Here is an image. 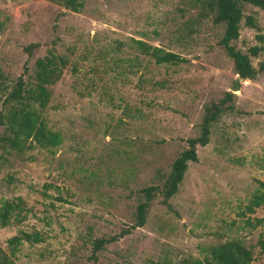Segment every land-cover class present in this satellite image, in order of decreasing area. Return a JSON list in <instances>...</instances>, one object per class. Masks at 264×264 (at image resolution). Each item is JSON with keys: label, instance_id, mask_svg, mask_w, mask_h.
<instances>
[{"label": "rangeland", "instance_id": "obj_1", "mask_svg": "<svg viewBox=\"0 0 264 264\" xmlns=\"http://www.w3.org/2000/svg\"><path fill=\"white\" fill-rule=\"evenodd\" d=\"M209 1L86 0L74 12L47 0H0V65L10 79L27 67L33 80L50 50L68 59L45 111L63 143L14 154L0 168V199L22 196L30 210L0 226V246L22 231L41 236L24 241L16 264H176L228 238L253 246L251 264H264V207L246 208L264 182V72L239 78ZM245 13L258 27L244 21L235 43L248 51L262 44L264 10L247 5ZM138 40L187 61L158 64ZM32 43L40 46L30 54ZM261 61L264 51L253 57ZM227 91L240 111L226 110L210 142L198 145L173 208L157 198L146 225L125 231L136 190L169 168ZM113 236L93 252L96 239Z\"/></svg>", "mask_w": 264, "mask_h": 264}, {"label": "trees", "instance_id": "obj_2", "mask_svg": "<svg viewBox=\"0 0 264 264\" xmlns=\"http://www.w3.org/2000/svg\"><path fill=\"white\" fill-rule=\"evenodd\" d=\"M59 4L74 12H82L86 0H47ZM214 23L224 27L223 36L219 43L224 47L227 55L232 59L236 74L240 79H256L264 72V61L259 66L253 64V57L264 51V34L257 38L262 42L243 51L235 43L241 34L245 21L253 27H258L251 15H246L247 5H253L264 10V0H210ZM143 52L155 58L158 64H180L187 58L180 53L166 50L161 46H154L138 40ZM39 43H32L25 47L32 54ZM68 64V59L57 54L54 50L36 60L32 79H26L29 68L14 79H10L0 65V168L10 161L14 154L22 155L37 147L56 148L64 141L59 130L53 129L45 116L46 108L52 98V86L57 83ZM230 91L219 103L213 102L206 108L201 124V132L196 137L187 139L188 146L173 160L169 168L159 170L147 185L139 187L135 196V205L130 217V227L125 231L137 229L146 225L153 202L160 198L161 203L172 209V199L178 193L181 184L190 168L191 162L199 160L198 145H207L213 135L214 125L226 110H239L234 105L224 107L232 100ZM240 111V110H239ZM247 204L251 213L256 208L264 207V182H260ZM26 200L22 196L12 199H0V226L6 227L15 222L23 221L29 213ZM122 232L120 235H125ZM120 236L98 238L94 241L93 252L105 249L106 245ZM41 240L39 232L22 231L8 240V249L0 246V264H16L15 256L24 241L37 242ZM261 252L264 253V238L258 241ZM203 258L185 256L176 264H251L256 258L253 246L239 238H228L206 249ZM165 264V263H161Z\"/></svg>", "mask_w": 264, "mask_h": 264}, {"label": "water", "instance_id": "obj_3", "mask_svg": "<svg viewBox=\"0 0 264 264\" xmlns=\"http://www.w3.org/2000/svg\"><path fill=\"white\" fill-rule=\"evenodd\" d=\"M235 100H236V95L234 94L233 100L231 101L232 105H237Z\"/></svg>", "mask_w": 264, "mask_h": 264}]
</instances>
